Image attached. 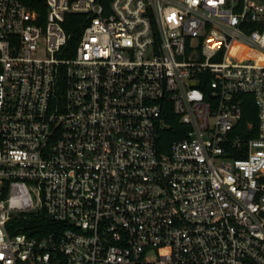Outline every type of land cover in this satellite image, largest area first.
<instances>
[{"label": "built area", "instance_id": "1", "mask_svg": "<svg viewBox=\"0 0 264 264\" xmlns=\"http://www.w3.org/2000/svg\"><path fill=\"white\" fill-rule=\"evenodd\" d=\"M234 47L264 54V3L0 0V264H264V62Z\"/></svg>", "mask_w": 264, "mask_h": 264}, {"label": "trees", "instance_id": "2", "mask_svg": "<svg viewBox=\"0 0 264 264\" xmlns=\"http://www.w3.org/2000/svg\"><path fill=\"white\" fill-rule=\"evenodd\" d=\"M26 1V0H25ZM28 2V1H27ZM32 8H37L34 4L28 3ZM38 9V8H37ZM81 14L68 13L65 16L63 23L64 29L69 34V46L73 48L78 40L82 31ZM253 28V27H252ZM201 88L202 85H199ZM241 99V118L236 125L237 133L244 138L253 137L257 133V114L256 107L253 102V97L249 93H243L240 95ZM169 127L161 129L159 137L157 139V147L159 151H166L169 147L171 140L174 139V131L177 129H183V126L179 125L176 120L168 119ZM58 223L51 221L43 213L37 216H30L19 223L21 226L20 231L27 232L29 234L36 232L35 229H45L56 227Z\"/></svg>", "mask_w": 264, "mask_h": 264}, {"label": "rangeland", "instance_id": "3", "mask_svg": "<svg viewBox=\"0 0 264 264\" xmlns=\"http://www.w3.org/2000/svg\"><path fill=\"white\" fill-rule=\"evenodd\" d=\"M257 1L264 3V0H257ZM231 53L232 54L238 53L241 56L244 55L245 58H250L255 62H260V63L264 62L263 53L253 50V49L246 48V47H240V49L237 47H234Z\"/></svg>", "mask_w": 264, "mask_h": 264}]
</instances>
